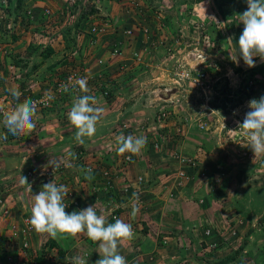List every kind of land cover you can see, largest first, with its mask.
Masks as SVG:
<instances>
[{"label": "rangeland", "instance_id": "obj_1", "mask_svg": "<svg viewBox=\"0 0 264 264\" xmlns=\"http://www.w3.org/2000/svg\"><path fill=\"white\" fill-rule=\"evenodd\" d=\"M245 10L246 0H0V257L10 245L27 240L36 259L43 257L48 264H70L74 256L95 264L98 254L92 258L89 250L73 247L94 243L85 235L54 240L28 228L32 196L54 180L69 189L66 212L79 210L72 204L77 200L85 208L96 203L102 213L110 199L111 209L112 198L119 196L117 183L107 194L110 198L99 191L93 202V186L82 181L68 154L79 155L81 167L95 165L118 174L129 155L115 150V138L123 134L146 139L124 173L130 165L142 171L160 165L170 169L169 179L175 181L173 173L181 166L177 156L193 163L183 167L191 176L177 190L186 198L192 191L194 197L190 207L181 208L185 220L176 236L184 241L181 233L197 229L195 243L187 236L195 248L186 254V246L180 245L176 258L170 236H159L157 248L135 250V262L155 264L172 251L173 259L157 264H264V156L255 158L241 145L246 137L239 130L249 101L264 96V62L256 58L254 68L242 60L234 63L224 44L229 36L238 43L243 25L235 16ZM203 54L208 89L172 90L171 69L183 59L195 65ZM70 75L86 78L90 94L106 109L102 126L86 146L74 142L75 130L67 120L73 95L80 94L62 91ZM14 87L22 93L21 101H38L36 128L23 136L9 134L3 124V113L17 103L9 92ZM163 87L167 92H160ZM165 98L174 99L173 104H164ZM159 112L167 114L164 120ZM49 159L59 160L61 167L53 171L47 167ZM20 175L27 177L32 191L19 183ZM221 179L233 184L230 199L219 186ZM133 193L126 197L131 200ZM209 205L217 217L214 232L207 223L204 231L210 227L212 233L205 236L195 219ZM166 225L177 227L171 221ZM61 252L66 257L59 261Z\"/></svg>", "mask_w": 264, "mask_h": 264}, {"label": "clouds", "instance_id": "obj_2", "mask_svg": "<svg viewBox=\"0 0 264 264\" xmlns=\"http://www.w3.org/2000/svg\"><path fill=\"white\" fill-rule=\"evenodd\" d=\"M247 10L235 17L238 24L243 25V31L238 43L234 37L226 38L224 44L231 49V59L234 63L242 60L248 68H254L255 59L264 62V0H246ZM204 61L207 59L203 54ZM65 93H80L73 95L71 107L67 112V120L74 128V142L79 146H86L88 140L93 138L102 126L104 113L101 100L90 94L86 78L73 79L61 86ZM11 97L17 101L14 107L3 113V124L7 132L13 136H23L31 133L36 128L34 118L37 115V101L30 98L21 101L22 93L18 87L9 89ZM47 99H54L48 96ZM249 111L245 114L239 130L244 132L246 142L241 144L250 148L255 158L264 156V96L252 99L248 104ZM7 139V135L2 136ZM115 150L118 154L137 156L146 147L144 136H125L123 134L115 138ZM72 160L77 159L76 153L68 154ZM71 167V165H68ZM47 167L53 171L61 167V162L49 159ZM78 171L84 179L91 182L94 178L91 168L81 167ZM19 183L26 185L32 191L27 177L20 175ZM69 189L64 184H57L54 180L42 186L38 194L32 196L31 215L28 220L31 228L40 235H46L54 240L67 239L79 234L85 235L97 244L99 259L95 264H127L126 258L120 254V246L135 238L132 224L123 219L116 218L109 223L104 214H98L96 204L85 209L66 212L68 205L65 200ZM139 197L136 193L130 200L132 219H135L140 209ZM127 206V205H122ZM70 264H87V260L81 256L70 258Z\"/></svg>", "mask_w": 264, "mask_h": 264}, {"label": "crops", "instance_id": "obj_3", "mask_svg": "<svg viewBox=\"0 0 264 264\" xmlns=\"http://www.w3.org/2000/svg\"><path fill=\"white\" fill-rule=\"evenodd\" d=\"M169 172H170V169L168 167L167 168L161 167L160 165H157V167H155V168L151 167V169L149 168L148 170L145 169L143 171L141 169H139L138 166L133 167V165L132 166L130 165V167L128 168V171L123 173L126 176L119 173L121 175V176H119V178L120 177L121 178L118 180V182L117 181L115 182L118 185V189H117L118 192H120V190H122L129 183L132 184L134 191H136V186H137L135 183L136 178L138 176H142L144 179V183H142L140 185L141 195L138 196L139 197L138 202H140V203H138V206H139L140 211L137 214V216L135 217V219H132L130 216L131 204H130L129 198L126 197V195L121 196V197L118 196V198H117V196L114 198L111 197L112 199H115L114 201L112 200L113 204L118 205L121 208L117 212V213H120V216H119L120 219H123L125 222L131 223L133 231L135 232V238L131 241L123 243L119 249L120 254L126 258L127 264H140L139 263L140 261L135 262L133 259L135 257H138V256H136L137 254L134 253L135 250L137 252V250H139V249L140 250L142 249L144 251V249L146 250L147 247H150V248L156 247L159 236H160V238H163V239H164L165 235H166L165 236L166 238L170 236L171 239L170 240L168 238L167 239L170 241L169 246H171L173 248L175 247V249H173V248L172 249H173V251L175 250L174 254L176 255V258H177V254L179 253V250L181 249L180 245H182L183 248H184V246H186L185 247V248H187L186 249L187 252L185 251L186 254L191 253V251H192L191 248L194 247V244H192V246H191L190 242H188L190 240L187 238V236H189L191 238V242L195 243L194 237L198 236V230L197 229H194V232H192V233H190L188 231H184V233H181L184 237V241L181 238H177V236H176V233L180 234V232H182V231H180V229H182V228L178 224H180L181 221L185 220V216L182 214V212H180V211H182L181 208L185 209V208L190 207V204L192 203L190 201V198L194 197V194L192 193V191H188L190 193H187L188 198H186V196L182 197V194H183L182 192H181V194H179V192H177V195L175 196V198L173 200L169 201V199L166 197L168 188L165 185L171 179L170 176L172 174H169ZM167 173L169 175H167ZM142 174H145V177ZM252 182H254V181H252ZM239 185L242 186V182L239 181ZM215 186H218V185H215ZM219 186H222V188H224V191L227 190L226 192H228L229 199H230V197L232 196V193L235 191L233 184H231L230 182L228 183L224 179H221L219 182ZM164 187H166V188H164ZM242 187H245V186H242ZM211 188L212 187H209V189H211ZM203 189H204V192L207 194V192H206L207 186L206 187L204 186ZM243 192H246V191L243 189ZM209 194L210 193H208V196H209ZM105 197H107V196H105ZM164 198L165 199L167 198V199L164 201ZM96 199H97V197H95L92 201L96 202ZM108 201L110 202V199ZM106 203H108V202H106ZM224 203H226V201ZM122 205H127V206L125 207ZM172 205H174V206H172ZM194 206L196 208V204ZM167 207H169V209H167ZM206 208H208V209H206L204 211L202 210L203 212L199 211V214L195 219L196 222H198L200 224L202 223L201 225H203V228H202L203 231H204V228L207 227L206 226L207 223H211L213 226L211 228L213 229L214 224L216 222L215 219L217 217V211L213 210L214 209L213 207H211L209 205ZM104 209H105V206L102 209V211ZM102 214H104L106 219L108 220V222L111 223L108 219L109 218V211L106 213H102ZM169 221H171V223L177 227L176 228L174 227V229H167L168 225H166V224ZM184 229L187 230L186 228H184ZM213 232H214V229H213ZM217 232L220 233L221 231H217ZM191 234H193V235H191ZM201 235H203V234L201 233ZM213 236H214V234H213ZM250 237L251 236H249L248 238H250ZM163 239H162V241H163ZM162 241H160V242H162ZM73 247L78 249L80 252L85 251V250H89V253L92 254V258L95 257L96 254H98L96 243H93V244L91 243V245L89 247H87L86 245H83V243L80 242V243H77ZM62 250H64V248ZM153 250H154V248H153ZM172 254H173V252L170 251V256H168V257L163 256V255L159 256L157 263L158 262H165L166 260L173 259L175 256L172 257ZM65 255H66V253L64 254V256ZM0 258H2V257H0ZM129 258H131L133 260H130ZM94 260H96V259L94 258ZM157 263H155V264H157Z\"/></svg>", "mask_w": 264, "mask_h": 264}, {"label": "built area", "instance_id": "obj_4", "mask_svg": "<svg viewBox=\"0 0 264 264\" xmlns=\"http://www.w3.org/2000/svg\"><path fill=\"white\" fill-rule=\"evenodd\" d=\"M198 59H200V61H197V63H195V65H190L188 63H186V61H184L185 59L182 60L181 62V66L179 67H174L171 69V80H172V90L175 89L179 92H188L189 89H192L193 91H196L197 89H200L202 91V93H204L205 89H208V76L207 73L204 71V69L202 68V66L206 65V63H204V59H202V57H198ZM183 63H185V65L182 68ZM69 78H73V75H70L66 80L69 82ZM65 82H63L62 84H64ZM61 84V85H62ZM167 92L166 88L163 87V89H160V92ZM105 97L109 98V93L107 91L102 93ZM160 94V93H158ZM164 104H173L174 99H162L161 100ZM37 105H38V101H37ZM166 113L164 112H159V117L163 118L162 120H164V118H166ZM155 147H157V145H155ZM177 156L178 159V163L181 165L177 171H175V173H173V179L175 181H168L165 185L167 186V188L169 189L171 187V185H173L174 189H170V194L168 196V199H174L175 196L177 195V190L183 186V184L190 179V174H188V170H186L187 168H189L193 163H190V160L185 158V157H180ZM131 158L129 159V155H125L123 157V161H122V171H120V173L123 175L124 171L126 170V165L128 163H130ZM187 167L186 169H184L183 167ZM125 167V168H124ZM121 170V169H120ZM114 172H112L111 170H104L101 175L96 179L95 183L92 185V193L93 195H95V197H97V195L100 192H104L106 195L108 193H110V190L113 188V185L115 184V180H117V177L121 176L119 173V175L113 174ZM100 181H102V187L98 188V185L100 183ZM136 191H134L133 188L131 187H127V185L120 190V192H118V195L121 196H127L128 193H131L132 191L135 192L138 196L141 195L140 192V185L142 183H144V179L142 176L137 177L136 181ZM166 188V187H164ZM98 191V193H97ZM99 196V195H98ZM107 197H109L107 195ZM110 198V197H109ZM79 202L80 201H76V202H71L73 204L74 207L78 208L79 207ZM110 203L108 201L107 205L105 204V210L102 211V213H106L109 211V221L112 223L115 221L116 218H119L120 213H117L119 209H121L118 205H114L112 206V208L110 209ZM140 203V202H138ZM97 209V208H96ZM98 214H102L100 211L97 210ZM30 230L32 229L31 226L28 227ZM212 233L211 228H207L204 231L205 236H210V234ZM234 234V233H233ZM13 244V243H12ZM9 247V246H8ZM30 249V245L29 242L27 240L23 241L21 244H18L16 247L14 245H10V249L9 251L5 250L4 254H2V258H3V262L2 264H36L35 260L36 257L35 255L32 254V252L29 250ZM12 250V252L15 253L14 256H10L8 253H10ZM38 258H42L45 260V258L43 257H38Z\"/></svg>", "mask_w": 264, "mask_h": 264}, {"label": "trees", "instance_id": "obj_5", "mask_svg": "<svg viewBox=\"0 0 264 264\" xmlns=\"http://www.w3.org/2000/svg\"><path fill=\"white\" fill-rule=\"evenodd\" d=\"M242 31L243 30H241V29H239V31L237 32V36H238V38H239V36H240V34L242 33ZM50 53H52V50L51 49H49L48 50V52H47V54L49 55ZM258 70H260V72H262V69H258ZM258 72V71H257ZM105 90V89H104ZM108 93L110 94V92L108 91ZM78 157H77V159H75L74 161H73V164H74V167H75V169L77 170V172H78V174H79V171H78V169L79 168H81V166L83 165L82 164V160L80 159V157H79V155H77ZM75 164H76V166H75ZM84 168H91L92 169V173H93V179L91 180V182H89V181H87V180H85L84 179V177H83V175H82V181L83 182H89V184H90V186H92L94 183H95V181H96V179L101 175V173L105 170V169H100L99 167H97V166H85ZM82 184V183H81ZM107 196V195H106ZM78 201H80L79 202V207L77 208V209H79V210H81L82 208H85V206L83 205V201H81V200H78ZM11 257L12 256H14L15 255V253L14 252H10V253H8ZM63 255H64V253L62 252V253H60V255L58 256V260L60 261V260H62L63 259ZM0 259H2V261H3V258H0ZM35 262H36V264H48V263H46L47 261H45L44 259H42V258H37L36 260H35ZM226 261H219V264H224Z\"/></svg>", "mask_w": 264, "mask_h": 264}]
</instances>
